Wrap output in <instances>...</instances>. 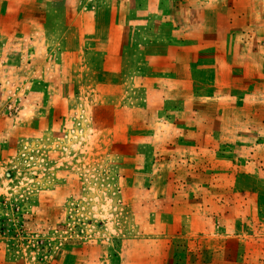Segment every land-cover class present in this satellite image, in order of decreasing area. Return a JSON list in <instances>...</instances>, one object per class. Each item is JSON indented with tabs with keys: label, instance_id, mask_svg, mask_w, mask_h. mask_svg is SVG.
<instances>
[{
	"label": "rangeland",
	"instance_id": "rangeland-1",
	"mask_svg": "<svg viewBox=\"0 0 264 264\" xmlns=\"http://www.w3.org/2000/svg\"><path fill=\"white\" fill-rule=\"evenodd\" d=\"M0 264H264V0H0Z\"/></svg>",
	"mask_w": 264,
	"mask_h": 264
}]
</instances>
